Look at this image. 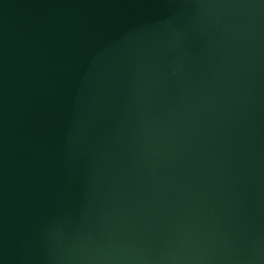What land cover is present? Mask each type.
I'll use <instances>...</instances> for the list:
<instances>
[{"label": "water", "instance_id": "obj_1", "mask_svg": "<svg viewBox=\"0 0 264 264\" xmlns=\"http://www.w3.org/2000/svg\"><path fill=\"white\" fill-rule=\"evenodd\" d=\"M0 264H264V0H0Z\"/></svg>", "mask_w": 264, "mask_h": 264}]
</instances>
